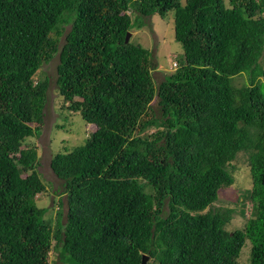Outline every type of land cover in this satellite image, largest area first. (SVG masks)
Instances as JSON below:
<instances>
[{"label": "trees", "instance_id": "16d2710c", "mask_svg": "<svg viewBox=\"0 0 264 264\" xmlns=\"http://www.w3.org/2000/svg\"><path fill=\"white\" fill-rule=\"evenodd\" d=\"M170 13L183 54L158 82L125 40ZM55 59L59 98L97 129L53 156V217L28 140ZM245 158L251 188L216 206ZM246 247L264 264V0H0V264H241Z\"/></svg>", "mask_w": 264, "mask_h": 264}, {"label": "rangeland", "instance_id": "374dc122", "mask_svg": "<svg viewBox=\"0 0 264 264\" xmlns=\"http://www.w3.org/2000/svg\"><path fill=\"white\" fill-rule=\"evenodd\" d=\"M228 2V0H226ZM144 26L140 30L131 31L132 42L142 45L144 48L152 52L153 76L161 82L165 74L175 72L177 59L183 54L182 45L175 40L174 13H170L166 18L158 15L152 18H143ZM176 63V64H175ZM58 59L53 60L48 65H44L42 71L46 76L50 77L51 88L49 90L48 102L44 110V125L41 128L40 136L28 140V143L38 148L39 173L44 180L52 184V190L47 188V192L41 194L36 199L39 207H48L53 217L58 210V200L60 195L57 191L61 189V180L53 173L50 163L53 156L62 153L65 149L72 151L74 148L82 145L91 133L97 127L84 121L79 113H73L64 106V101L59 98L55 87V78L57 72ZM246 82L245 75L236 79V85ZM236 185L223 190L219 202L216 206L234 207L236 201L245 189L252 186V177L249 167L245 160L242 159L235 170ZM63 207L66 208V197H63ZM242 219L235 217L228 229L241 226ZM249 248L246 247L242 251L240 258L241 264L247 263ZM51 264H58L54 253H50Z\"/></svg>", "mask_w": 264, "mask_h": 264}, {"label": "water", "instance_id": "95a60500", "mask_svg": "<svg viewBox=\"0 0 264 264\" xmlns=\"http://www.w3.org/2000/svg\"><path fill=\"white\" fill-rule=\"evenodd\" d=\"M130 39H131V33H127L125 42L129 43ZM148 261H149L148 257L146 256L142 257V264H148Z\"/></svg>", "mask_w": 264, "mask_h": 264}, {"label": "clouds", "instance_id": "9594fccd", "mask_svg": "<svg viewBox=\"0 0 264 264\" xmlns=\"http://www.w3.org/2000/svg\"><path fill=\"white\" fill-rule=\"evenodd\" d=\"M129 33H131V32H129ZM131 34H132V33H131ZM131 39H132V35H131ZM131 39H130V40H131ZM175 64H176V63H175ZM176 69H177V68H176Z\"/></svg>", "mask_w": 264, "mask_h": 264}, {"label": "bare ground", "instance_id": "6f19581e", "mask_svg": "<svg viewBox=\"0 0 264 264\" xmlns=\"http://www.w3.org/2000/svg\"><path fill=\"white\" fill-rule=\"evenodd\" d=\"M33 13H34V12H33ZM9 17H10V16H9ZM104 215H105V214H104ZM102 219H103V218H102ZM100 235H101V234H100ZM98 239H99V238H98ZM96 242H97V241H96ZM96 242H95V243H96ZM96 247H97V246H96Z\"/></svg>", "mask_w": 264, "mask_h": 264}]
</instances>
